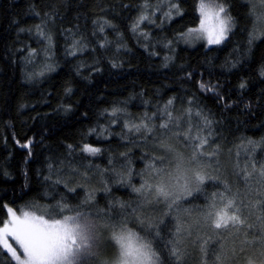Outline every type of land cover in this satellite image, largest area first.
I'll return each instance as SVG.
<instances>
[{"label":"trees","instance_id":"16d2710c","mask_svg":"<svg viewBox=\"0 0 264 264\" xmlns=\"http://www.w3.org/2000/svg\"><path fill=\"white\" fill-rule=\"evenodd\" d=\"M177 2L183 15L171 20L156 15L155 24L140 27L145 39L131 31L144 0H0V221L6 218L5 204L17 210L44 208L58 198L57 192L64 194L63 185L44 179L49 164L62 173L70 171V164L81 172L87 169L91 179L85 187L96 180L102 189L101 180L107 179L112 190L99 198L103 209L113 199L135 203L136 194L114 187V178L100 172L111 167L110 159L119 167V154L130 148L132 167L142 170V150L120 139L123 120L155 112L173 98L177 110L193 106L213 121L215 140L223 149L217 165L221 175L242 186L232 175L235 157L230 159L229 149L234 152L244 139L264 138V35L248 42L249 33L260 30L250 15L258 0H225L235 28L223 44L207 46L199 40L168 46L177 33L199 23L197 0ZM149 3L154 9L167 7L162 0ZM37 25L51 35V48L37 35ZM75 41H80L77 54L69 55ZM32 49L36 55L29 57ZM201 83L213 91H201ZM117 106L124 111L112 125L115 118L109 112ZM104 128L113 135H97ZM29 141V148L22 147ZM84 143L101 147L103 154L84 158L78 150ZM176 148L184 150L180 144ZM73 176L70 183L83 182ZM205 187L208 194L215 190L211 182ZM77 192V199L67 194L73 207L80 205L86 189ZM192 201L188 207H203L204 196Z\"/></svg>","mask_w":264,"mask_h":264},{"label":"snow or ice","instance_id":"6c2138e0","mask_svg":"<svg viewBox=\"0 0 264 264\" xmlns=\"http://www.w3.org/2000/svg\"><path fill=\"white\" fill-rule=\"evenodd\" d=\"M162 2L167 4L162 15L168 20L183 15L177 0ZM258 3L262 11L257 14L253 4L250 15L260 21L264 20V0ZM150 6L149 0H144V11L131 26L132 32L145 39L147 35L140 26L155 23L150 15L155 16L160 8L158 4L149 14ZM196 11L198 26L177 33L168 46L193 40H204L207 46H213L229 39L235 18L225 0H197ZM36 28L37 35L46 39L51 48V35L41 25ZM99 30L103 32V26ZM259 35L264 33H249V44ZM79 44L75 41L68 54L75 56ZM28 55L35 56L36 50H30ZM45 68L51 70L52 66L46 64ZM199 87L201 91H213L204 83ZM123 111L118 106L111 109L109 115L115 118L112 125L120 122ZM212 124L202 110H194L193 106L177 110L175 98L155 112L124 118L120 139L142 150L144 167L139 171L132 167L130 148L119 154V167L110 159L111 167L100 175L108 173L114 178L113 183L129 188L136 194L135 203L113 199L107 209L94 214L81 205L95 202V189H86L84 199L76 207L69 203L67 195L75 194L72 199L79 197L77 188H84L91 179L89 171L81 172L70 164V171L62 173L49 164L50 173L44 179L53 186L63 185L64 194L57 192L58 198L53 197L40 211L33 206L19 210L3 206L6 218L0 221V264H256L252 257L241 255L248 246H255L259 264H264V138L244 139L234 146V152L229 149L230 159L235 157L232 175L243 182L237 186L219 174L218 157L223 149L215 140ZM97 135L107 139L113 133L104 128ZM177 144L183 145L184 151H178ZM30 145L31 141L22 147ZM78 150L84 158L100 156L104 151L88 143ZM73 174L82 177L83 182L70 183L75 179ZM135 177L140 178L138 186L133 183ZM210 182L215 190L208 194L205 186ZM101 183L100 191L111 192L107 179ZM200 195L204 196L203 207L194 211L187 204ZM168 231L171 235L165 238L163 233ZM238 239L239 247L235 246ZM109 250L112 254L101 261V255Z\"/></svg>","mask_w":264,"mask_h":264},{"label":"rangeland","instance_id":"374dc122","mask_svg":"<svg viewBox=\"0 0 264 264\" xmlns=\"http://www.w3.org/2000/svg\"><path fill=\"white\" fill-rule=\"evenodd\" d=\"M156 9H154L153 8V6L152 7H149V9H148V12H149V14H151L153 11H155ZM256 13L257 14H259L261 11H262V9L260 8V6H259V3H257L256 4ZM143 11H144V9H143ZM165 11H167V7L166 8H163V7H160V9H159V11H156L155 12V16H151L150 15V19H155V21H156V15H158L162 20H167V18H165L163 15H162V13L163 12H165ZM145 23H147V24H155V23H148V22H145ZM144 23V24H145ZM143 25H141L140 27H142ZM255 26H257L258 28H260V30H259V32H258V34H260V33H264V20H260V21H258V20H256V25ZM260 36V35H259ZM197 41H199V40H193L192 42H190L191 44H196V42ZM182 151H184V150H182ZM220 175L222 174V172H221V170H220V173H219ZM135 178H137V177H135ZM138 179V181H140V178L138 177L137 178ZM242 182V181H241ZM90 184L88 185V187H84L85 189H87V190H93V189H95L96 190V199H95V202L94 203H91V204H86V205H82V209L83 210H85V211H87V212H89V213H95L97 210H99V209H103V208H101L100 207V202H99V198L101 197V196H103V197H107L109 194H110V192L109 193H105V192H103V191H100L99 190V188H98V186H99V184L96 182V180H94V182H89ZM133 183H134V179H133ZM113 184H115V183H113ZM103 185V184H102ZM237 186H239L238 184H237ZM114 187H116V188H124V189H127V187H122V186H119V185H116L115 184V186ZM129 189V188H128ZM135 194V193H134ZM106 201H108V200H106ZM87 205H89V207H90V209L89 210H86L87 209ZM28 207V206H27ZM23 208H26V207H23ZM23 208H21V209H23ZM33 208H34V210H36V211H40L41 209H43V208H41V207H38V206H34L33 205ZM113 215H115V212H113ZM240 239H243V237H241ZM240 239H238V240H240ZM229 246L231 247V246H233L232 245V242H231V240H229ZM235 246H237V247H239L240 246V244H236L235 243ZM112 253H111V251L109 250L107 253H105V254H102L101 255V257H100V259H101V261H104V260H107L108 258H109V256L111 255ZM242 255V257H252L254 260H256V264H259V253L258 252H256L255 251V246H248L247 247V249H246V251L243 253V254H241Z\"/></svg>","mask_w":264,"mask_h":264},{"label":"bare ground","instance_id":"6f19581e","mask_svg":"<svg viewBox=\"0 0 264 264\" xmlns=\"http://www.w3.org/2000/svg\"><path fill=\"white\" fill-rule=\"evenodd\" d=\"M194 198V197H193ZM200 207V206H199ZM192 209H194V210H197V208L196 207H193ZM199 209V208H198Z\"/></svg>","mask_w":264,"mask_h":264}]
</instances>
